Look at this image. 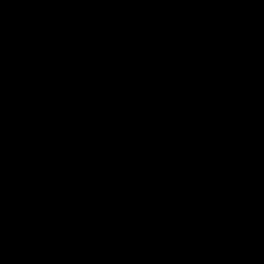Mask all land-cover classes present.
Listing matches in <instances>:
<instances>
[{"label":"water","instance_id":"95a60500","mask_svg":"<svg viewBox=\"0 0 264 264\" xmlns=\"http://www.w3.org/2000/svg\"><path fill=\"white\" fill-rule=\"evenodd\" d=\"M100 1L0 0V264H264V131L238 147L246 174L235 190L207 156L217 151L219 164L243 138L225 129L228 145L220 142L221 113L209 112L216 146H201L171 102L204 90L200 102L221 108L215 93L234 66V83L250 82L230 96L231 111L252 108L264 102V86L251 82H264V60L248 67L238 36L194 56L189 48L198 66H181L179 43L153 39L152 52L112 54L100 22H121L113 41L127 22L143 36L166 5L191 2L192 11L194 0ZM179 19L168 23L189 24ZM254 23L264 45V24Z\"/></svg>","mask_w":264,"mask_h":264}]
</instances>
